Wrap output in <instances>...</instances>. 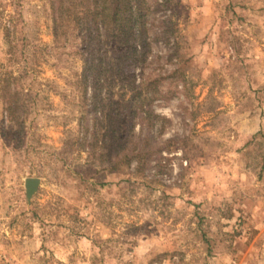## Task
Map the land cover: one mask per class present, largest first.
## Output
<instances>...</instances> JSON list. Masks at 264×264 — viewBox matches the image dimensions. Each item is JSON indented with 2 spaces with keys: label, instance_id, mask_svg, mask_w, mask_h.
Returning <instances> with one entry per match:
<instances>
[{
  "label": "rangeland",
  "instance_id": "1",
  "mask_svg": "<svg viewBox=\"0 0 264 264\" xmlns=\"http://www.w3.org/2000/svg\"><path fill=\"white\" fill-rule=\"evenodd\" d=\"M146 1L119 148L80 86L83 33L55 41L61 3L0 0V264H264V0Z\"/></svg>",
  "mask_w": 264,
  "mask_h": 264
},
{
  "label": "trees",
  "instance_id": "2",
  "mask_svg": "<svg viewBox=\"0 0 264 264\" xmlns=\"http://www.w3.org/2000/svg\"><path fill=\"white\" fill-rule=\"evenodd\" d=\"M58 1L62 6L54 9L55 41L62 42L65 30L73 27L83 33L85 61L80 86L95 122L103 124L106 137L120 148L115 141L122 130V120L136 118L140 96L135 81L128 85L130 95L119 85H124L131 68H136L150 50L147 18L151 8L146 0H81L78 5L74 0ZM8 78L0 81L3 98H8L4 102L6 118L11 123L17 115V103ZM126 108L127 116L122 111ZM130 127L133 131L134 125Z\"/></svg>",
  "mask_w": 264,
  "mask_h": 264
},
{
  "label": "water",
  "instance_id": "3",
  "mask_svg": "<svg viewBox=\"0 0 264 264\" xmlns=\"http://www.w3.org/2000/svg\"><path fill=\"white\" fill-rule=\"evenodd\" d=\"M41 185L39 178H28L25 181L26 199L30 204L33 196L38 192Z\"/></svg>",
  "mask_w": 264,
  "mask_h": 264
}]
</instances>
